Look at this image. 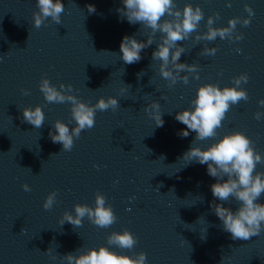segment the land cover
<instances>
[{"label": "water", "instance_id": "obj_1", "mask_svg": "<svg viewBox=\"0 0 264 264\" xmlns=\"http://www.w3.org/2000/svg\"><path fill=\"white\" fill-rule=\"evenodd\" d=\"M230 2L227 7L226 0H174L181 10L185 3L201 8L199 33L207 30L213 13L219 14V19L213 16V27L248 17L245 4L254 16L249 26L236 25L243 34L240 41L217 37L198 43L193 34L178 42L186 50L178 62L197 64L200 79L182 71L189 83L178 80L169 87L159 74L160 61L152 60L161 33L141 51L139 62L128 65L120 58L122 37L146 42L150 33L121 16V0H61V23L48 18L38 29L32 15L38 12L36 0H0V264H67L60 256L99 246L130 257L143 251L146 264H264V230L249 240H233L223 230L210 205L220 203L235 212L239 203L214 198L210 185L217 180L207 174V165L182 159L196 133L188 130L186 138L180 137L177 133L187 128L175 119L177 112L191 110L200 85L231 87L232 77L246 73L249 80L239 87L248 100L230 107L216 137L194 141V146L203 149L239 131L264 157V116L253 117L256 111L264 113L257 104L264 99V0ZM88 5L95 12L89 13ZM205 45L215 47V55H200ZM42 77L58 90L60 84H71V94L83 102L113 96L120 107L97 110L95 126L74 138L70 152L62 151L49 137L55 132L52 124L60 120L71 129L75 122L68 102L45 100L38 88ZM21 89L30 94L22 95ZM152 101L160 105L162 127L144 111ZM37 105L45 117L40 129L23 121L22 109ZM256 171L264 173V164ZM53 190L58 203L44 210L43 201ZM98 192L115 213L114 224L99 228L85 217L80 227L60 225L65 211L75 215V204L94 207ZM257 203L264 204V194ZM125 229L137 237L133 249L107 244L109 234ZM48 249L55 260L45 253Z\"/></svg>", "mask_w": 264, "mask_h": 264}, {"label": "clouds", "instance_id": "obj_2", "mask_svg": "<svg viewBox=\"0 0 264 264\" xmlns=\"http://www.w3.org/2000/svg\"><path fill=\"white\" fill-rule=\"evenodd\" d=\"M123 8L117 11L129 24L139 23L144 28L150 30L146 42L137 41L131 36L122 37L120 43V58L125 64L131 65L141 60V51L151 45L154 35L161 33L156 50L152 53V60H159V74L172 87L179 80L185 85L189 83L187 75L180 73L187 72L193 79L199 80L197 64L179 63L181 54L186 50L178 42L188 40L193 36L196 42L214 41L217 37L221 40L240 41L243 34L236 32V25L249 26L250 17L254 16L253 9L244 5V10L248 17L243 19L232 17L227 21L226 27H213V16L219 19L218 13L208 16L203 33L197 32L199 24L204 20V13L197 5L185 3L182 10L176 7L174 0H121ZM226 6L231 7L230 0H226ZM38 12H33V25L40 28L46 23L48 18L55 24L61 23V14L65 7L61 0H36ZM89 13L95 12L93 5H88ZM168 17V18H166ZM235 33V34H234ZM217 49L205 45L200 52L203 56L215 55ZM237 53L240 49H236ZM113 54H116L112 52ZM3 55H0V62ZM169 65L171 67H169ZM143 73V72H141ZM140 76V73L138 74ZM88 79V77H87ZM249 77L246 73L231 78L234 86L218 87L216 84L205 83L197 87L194 99L190 101L191 110L184 109L176 113L175 119L186 125L187 130H180L177 134L186 138L189 131L196 133L194 141H205L217 136L222 121L226 118V113L232 105L238 104L241 100L247 101V92L239 87L241 83H247ZM38 88L45 100L49 103L70 104V112L75 125L69 126L60 120L52 124L55 132L50 131L49 137L53 143H60L62 151L70 152L74 146V138L78 139L84 130L92 129L95 126V116L97 110L104 112L109 109L115 111L120 107L118 100L113 96L106 99L100 97L95 104L81 101L77 96L72 95L71 84H60L59 90L52 85L46 77L39 81ZM22 95H29L28 89H21ZM257 104L264 106V99H258ZM160 105L152 101L144 111L148 113L157 126H163L164 121L159 111ZM23 121L30 123L36 129L44 125V114L39 105L35 107H24L22 109ZM264 113L256 111L253 117L260 120ZM71 123V121L69 122ZM192 146L183 154L182 159L187 163L192 161L202 165H207V174L216 178L217 182L210 185L214 198L221 202H229L234 199L239 203L238 208L233 212L230 208L222 204H211L215 215L222 221L223 230L231 234L233 240H249L253 236H259L264 230V204L257 203L264 194V173L256 171L258 164H264V157L253 147V141L239 131L224 134L221 138L211 143L205 148ZM55 155V154H53ZM30 170V169H29ZM31 171V170H30ZM227 179L224 180L223 178ZM24 191H31L29 185L22 184ZM158 191V189H156ZM57 191L49 192L45 197L42 207L50 210L58 203ZM202 200V198H200ZM75 215L65 211L60 218V225L65 222L73 227L82 226L83 218L87 219L99 228H108L117 221V217L111 206H106L105 197L99 192L95 195L94 207L86 204H75L73 206ZM23 232V229L21 230ZM138 243L137 237L123 230L112 232L107 236V244L121 249L131 250ZM45 253L53 260L56 254L48 249ZM60 258L67 261V264H146V254L141 251L134 257L119 254L110 250L109 247L99 246L88 248L77 255L68 253Z\"/></svg>", "mask_w": 264, "mask_h": 264}]
</instances>
